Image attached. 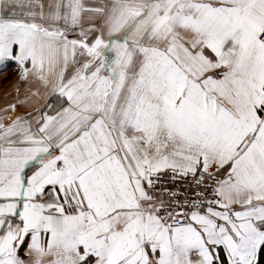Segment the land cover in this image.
<instances>
[{
  "label": "snow or ice",
  "instance_id": "snow-or-ice-1",
  "mask_svg": "<svg viewBox=\"0 0 264 264\" xmlns=\"http://www.w3.org/2000/svg\"><path fill=\"white\" fill-rule=\"evenodd\" d=\"M0 264H264V0H0Z\"/></svg>",
  "mask_w": 264,
  "mask_h": 264
},
{
  "label": "crops",
  "instance_id": "crops-1",
  "mask_svg": "<svg viewBox=\"0 0 264 264\" xmlns=\"http://www.w3.org/2000/svg\"><path fill=\"white\" fill-rule=\"evenodd\" d=\"M18 82L16 65L14 63L0 64V109L15 99V85ZM0 115L3 113L0 112Z\"/></svg>",
  "mask_w": 264,
  "mask_h": 264
}]
</instances>
